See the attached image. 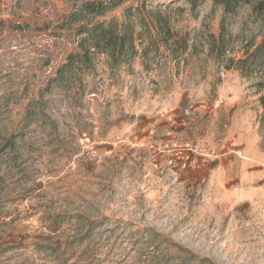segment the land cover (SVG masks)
Listing matches in <instances>:
<instances>
[{
    "label": "rangeland",
    "instance_id": "374dc122",
    "mask_svg": "<svg viewBox=\"0 0 264 264\" xmlns=\"http://www.w3.org/2000/svg\"><path fill=\"white\" fill-rule=\"evenodd\" d=\"M262 32L251 4L0 0V264H264V89L225 68Z\"/></svg>",
    "mask_w": 264,
    "mask_h": 264
},
{
    "label": "trees",
    "instance_id": "16d2710c",
    "mask_svg": "<svg viewBox=\"0 0 264 264\" xmlns=\"http://www.w3.org/2000/svg\"><path fill=\"white\" fill-rule=\"evenodd\" d=\"M215 4H220L223 7L224 12H234L238 6L243 4H251V9L256 17H259L262 21L263 32L261 39L258 43L252 46L248 44L243 52L242 57L234 59L228 58L225 68L233 66L243 76H249L251 74L258 75L256 85L260 89H264V0H213ZM159 13V10H156ZM158 25L162 28V21L158 22ZM117 24L110 20L108 23H99L90 29H88L89 37L94 39L95 47L102 48L104 51L114 50V40L117 36ZM210 42L216 49V57L221 58L223 54V37L222 34L216 38L213 34H210ZM120 46L118 48L119 56L123 53L126 42H129V47H132V38L126 39L124 34L120 35ZM259 103L264 112V91L259 96Z\"/></svg>",
    "mask_w": 264,
    "mask_h": 264
}]
</instances>
